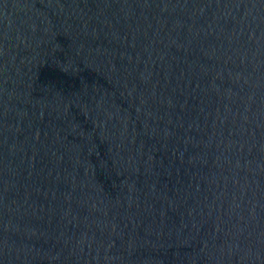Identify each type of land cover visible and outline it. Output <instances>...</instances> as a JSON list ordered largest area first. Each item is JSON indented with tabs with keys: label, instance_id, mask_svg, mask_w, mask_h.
<instances>
[{
	"label": "water",
	"instance_id": "95a60500",
	"mask_svg": "<svg viewBox=\"0 0 264 264\" xmlns=\"http://www.w3.org/2000/svg\"><path fill=\"white\" fill-rule=\"evenodd\" d=\"M0 264H264V0H0Z\"/></svg>",
	"mask_w": 264,
	"mask_h": 264
}]
</instances>
